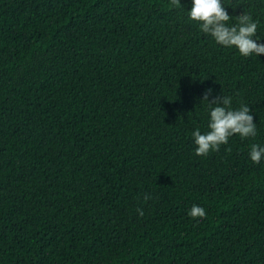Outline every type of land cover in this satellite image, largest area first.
<instances>
[{
  "label": "trees",
  "instance_id": "obj_1",
  "mask_svg": "<svg viewBox=\"0 0 264 264\" xmlns=\"http://www.w3.org/2000/svg\"><path fill=\"white\" fill-rule=\"evenodd\" d=\"M223 2L264 42V0ZM186 6L0 0V264H264V54ZM209 88L257 133L198 156Z\"/></svg>",
  "mask_w": 264,
  "mask_h": 264
},
{
  "label": "clouds",
  "instance_id": "obj_2",
  "mask_svg": "<svg viewBox=\"0 0 264 264\" xmlns=\"http://www.w3.org/2000/svg\"><path fill=\"white\" fill-rule=\"evenodd\" d=\"M177 0H172L176 5ZM190 6L185 11L189 20L196 22L203 33L211 36L217 45L234 48L241 56H260L264 54V42L257 36L258 22L248 13L239 14L235 22L229 23L231 15L223 0H189ZM212 89L209 88L202 97L206 101L207 130L196 128L192 131L194 152L198 156L207 155L210 151L226 144L230 137H254L257 133L254 117L247 104L233 108L231 96L217 95L209 99ZM248 158L259 164L264 160V145L253 143ZM142 214V212H141ZM205 210L193 205L188 215L203 218Z\"/></svg>",
  "mask_w": 264,
  "mask_h": 264
}]
</instances>
